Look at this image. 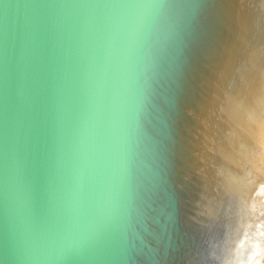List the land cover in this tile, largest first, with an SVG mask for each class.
<instances>
[{"label":"water","instance_id":"95a60500","mask_svg":"<svg viewBox=\"0 0 264 264\" xmlns=\"http://www.w3.org/2000/svg\"><path fill=\"white\" fill-rule=\"evenodd\" d=\"M128 2L0 0V264H264V0Z\"/></svg>","mask_w":264,"mask_h":264},{"label":"clouds","instance_id":"9594fccd","mask_svg":"<svg viewBox=\"0 0 264 264\" xmlns=\"http://www.w3.org/2000/svg\"><path fill=\"white\" fill-rule=\"evenodd\" d=\"M113 15L124 17L129 21V31L132 36H139L148 23L161 14L162 6L153 0H129L128 3L113 6Z\"/></svg>","mask_w":264,"mask_h":264}]
</instances>
